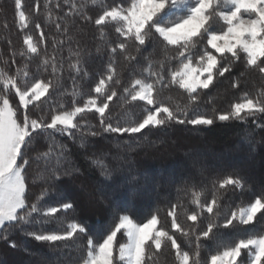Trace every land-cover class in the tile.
Listing matches in <instances>:
<instances>
[{
	"label": "snow or ice",
	"instance_id": "6c2138e0",
	"mask_svg": "<svg viewBox=\"0 0 264 264\" xmlns=\"http://www.w3.org/2000/svg\"><path fill=\"white\" fill-rule=\"evenodd\" d=\"M63 3L70 7L66 16H79L85 23L97 26L109 59L104 73L91 89L95 95H91L75 87L76 78H88L89 74L80 66V52L71 53L77 57L69 64V70L74 73L71 106L66 108L60 104L51 109L50 116L44 111L45 98H50L52 91L62 86V61L54 55L51 58L44 55L33 72L28 61L40 56V44L31 34H26L24 48L19 53L12 52L13 57L19 55L26 58V62L14 73L0 68V238L7 239L11 232L19 229L36 241L50 245L72 241L80 254L68 250L69 254L62 256L59 264H157L158 254L168 246L175 252V264H201L200 241L214 239L221 228L227 229L236 223L253 224L259 214H264V195L256 196L238 211L226 212L221 204L222 194L230 190L243 191L245 182L239 175H214L209 180L210 200L205 196L206 184L202 183L199 190L195 183L183 189L185 195L190 194V203L194 206L190 212L184 209L186 221L192 222L188 228L178 222L177 208H183L178 201L167 212L172 231L161 224L156 214L142 223L135 222L127 214H118L102 240H94L87 237L85 226L74 216L69 217L70 210L74 211L73 203L65 202L63 198L54 205L47 203L50 197L59 196L57 182L62 177L80 171L70 159L67 145L59 142L57 135L67 136L76 143L75 134L79 132L78 146L87 152L90 147L87 137L101 134L132 137L146 129L151 131L170 124L246 123L250 117L264 115V86L254 96L243 93L239 102L232 103L228 111L217 112L211 117L195 112L201 94L214 87L221 78H231L234 89L240 87V77L249 70L256 71L264 80V0H127L126 6L123 0L121 4L114 0L113 5L107 0H82L79 5L76 0H63ZM50 4L51 0H44L48 21L53 20ZM60 6L57 2L56 7ZM14 7L20 29L27 28L30 17L22 10V0H14ZM90 8L98 9L94 20L88 14ZM177 12L183 14L171 19ZM217 21L224 26L220 31L212 28ZM106 26L113 27L118 34L115 43L105 39L108 35ZM35 27L40 29L41 26L36 23ZM55 27L57 31L62 27L65 33L68 31L67 25L58 22ZM4 28H7L6 23ZM154 36L164 44L158 58L155 48L148 56L144 55ZM43 40L44 33L41 32L40 41ZM61 43L53 39L54 48ZM201 43L204 45L202 50L197 48ZM100 51L98 45L97 52ZM173 52L174 55L170 54ZM117 55L123 58L127 67L135 61L139 69L130 72L132 78L127 85L122 84L117 71ZM241 60L245 71L234 77L233 64ZM5 64H8L7 60ZM49 72L51 78H37L41 73ZM173 86L186 95L187 102L183 106L177 103L172 107L160 98L164 90ZM118 88L121 89L119 93ZM114 98L122 101L121 108L143 102L142 118L121 124L116 116L113 123L109 106ZM190 107L194 113L191 117ZM34 110L40 115L33 116ZM88 114L98 117L100 132L88 123ZM253 123L257 121L254 119ZM85 158L91 168L100 170L105 180L112 178L113 170L103 153ZM33 165L36 169L32 180L41 185V190L30 200L26 172ZM204 171L202 168V174ZM205 223L206 227L201 228L200 225ZM33 224H56L62 231H29ZM176 233L186 238L189 246L194 238V249H182L175 238ZM118 234L125 238L124 242L117 240ZM81 236L86 238L83 248L77 243ZM217 248L205 264H264V234L239 238L228 244L218 240Z\"/></svg>",
	"mask_w": 264,
	"mask_h": 264
},
{
	"label": "trees",
	"instance_id": "16d2710c",
	"mask_svg": "<svg viewBox=\"0 0 264 264\" xmlns=\"http://www.w3.org/2000/svg\"><path fill=\"white\" fill-rule=\"evenodd\" d=\"M57 2L61 5L59 8L56 7ZM76 2L79 5L82 0ZM113 2L114 0H107L109 5H113ZM43 3L44 0H22V10L30 17V22L27 28L20 29L15 16L14 0H0V68L14 73L17 67L26 62V58H21L19 55L12 56L13 51L19 53L24 48L23 37L26 34H31L34 41L40 44V56L28 61L33 72L44 55L49 58L54 55L58 61H62L64 69L60 73L62 86L53 90L50 98H45L44 111L50 116L51 109L57 108L60 104L66 108L71 106L74 73L69 70V64L77 59L71 53L80 52V66L89 74L88 78H76L75 87L82 88L83 92L91 95H95L91 89L95 82H98L99 76L104 73L109 54L99 39L98 28L94 23H85L79 16H66L70 7L64 4L63 0H51L49 10L53 12V20L48 21L45 19L48 10L43 8ZM115 3L121 4V0H115ZM126 4L127 0H123V5ZM97 11L98 9L93 8L88 11L93 20ZM182 14L177 12L170 18L174 20ZM57 22L62 26H68L67 33L63 31V27L57 31L55 27ZM36 23L40 24V29H36ZM223 27L222 22L219 21L212 25L216 31L222 30ZM105 30L108 33L105 39L115 43L118 34L115 33L114 28L106 26ZM41 32L44 33L43 42L40 41ZM54 38L62 41L55 48ZM98 45L101 48L100 52H97ZM203 46L201 43L197 48L202 50ZM163 47L161 39L154 36L153 43L148 45L144 55L148 56L155 48V55L158 58ZM129 50H132L131 46ZM170 54L174 55V52ZM5 60L8 61L7 65ZM116 60V68L120 73L122 84L127 85L132 78L130 72L139 71L135 66L136 62H132V66L127 67L121 56L117 55ZM172 66H176L175 61L172 62ZM243 71H245L243 60L233 64L234 77H239ZM37 78L49 79L50 72L41 73ZM262 86L264 80L254 70H249L245 76L240 77V87L237 89L231 87V78H221L214 87L201 94L195 112L211 117L217 112L228 111L232 103L239 102L243 93L247 92L250 96H254ZM117 90L118 93L121 91L119 88ZM168 97H171V100ZM160 98L172 107L177 103L183 106L187 102L183 90L175 86L164 90ZM121 104L122 101L118 98L110 102L109 110L114 116L113 123L116 116H119L121 124L142 118L143 102H134L126 108H121ZM193 114L190 107L189 116ZM37 115L40 113L34 110L33 116ZM254 119L257 123H253ZM86 120L90 125L95 126L94 130L101 131L96 115L88 114ZM75 135L76 143L67 136L57 135V140L67 145L70 159L80 171L78 174L62 177L61 181L57 182L59 196L50 197L47 203L54 205L60 198L65 202L73 203L74 211L70 210L69 217L74 216L85 226L88 229L87 237L94 240H102L118 214H127L137 223L146 222L151 215L156 214L161 224L172 231L171 218L167 216V212L171 205L178 201L183 205V208H177L178 222L188 228L192 222L186 221L184 209L190 212L194 206L190 203V194L185 195L183 189L195 183L199 190L202 183L206 184L208 191L205 196L210 200L209 180L214 175H239L245 182L243 191L230 190L222 194L221 204L226 212L238 211L256 196L264 195V115L250 117L246 123L216 121L212 126L170 124L151 131L146 129L144 133L132 137L127 134L123 137L116 134H101L87 137L90 144L87 152L78 146L80 133L77 132ZM102 153L113 170L110 180H105L99 169L91 168L85 158ZM202 168L205 169L203 174ZM35 169L36 165H33L26 172L30 200L34 199L41 190V185L34 184L32 180ZM217 195L221 194L217 193ZM200 227H206V223L201 224ZM53 229L62 231L56 224L29 226V231L48 232ZM260 234H264V214H259L256 221L250 225L236 223L235 226L227 229L221 228L214 239L200 241L201 264H205L210 255L216 253L218 240L228 244L239 238ZM175 238L182 249L188 251L194 249V238L191 246L180 233H176ZM124 239L118 234L119 242H124ZM13 243L15 247L12 246ZM77 243L83 248L86 238L81 236ZM68 250H71L72 254H80L72 241L50 245L47 242H38L17 229L11 232L7 239L0 238V264H59L62 256L69 254ZM156 259L157 264H175V252L170 246L165 247ZM243 259L246 261V256Z\"/></svg>",
	"mask_w": 264,
	"mask_h": 264
}]
</instances>
